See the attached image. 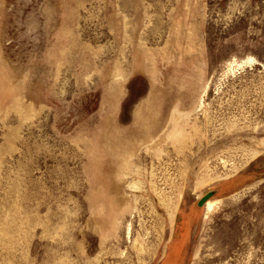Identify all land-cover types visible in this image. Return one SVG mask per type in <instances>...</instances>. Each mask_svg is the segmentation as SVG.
I'll list each match as a JSON object with an SVG mask.
<instances>
[{
    "label": "rangeland",
    "instance_id": "obj_1",
    "mask_svg": "<svg viewBox=\"0 0 264 264\" xmlns=\"http://www.w3.org/2000/svg\"><path fill=\"white\" fill-rule=\"evenodd\" d=\"M0 264H264V0H0Z\"/></svg>",
    "mask_w": 264,
    "mask_h": 264
},
{
    "label": "water",
    "instance_id": "obj_2",
    "mask_svg": "<svg viewBox=\"0 0 264 264\" xmlns=\"http://www.w3.org/2000/svg\"><path fill=\"white\" fill-rule=\"evenodd\" d=\"M211 197V193L205 195L200 201H199V205L202 206L204 204H206V202L208 201V199Z\"/></svg>",
    "mask_w": 264,
    "mask_h": 264
}]
</instances>
